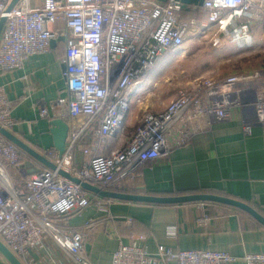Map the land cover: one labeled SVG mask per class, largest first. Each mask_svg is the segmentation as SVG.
<instances>
[{
	"label": "built area",
	"instance_id": "built-area-1",
	"mask_svg": "<svg viewBox=\"0 0 264 264\" xmlns=\"http://www.w3.org/2000/svg\"><path fill=\"white\" fill-rule=\"evenodd\" d=\"M11 2L0 0V20L6 17L0 77L23 68L30 56L50 53L52 41L64 37L67 95L39 111L42 119H62L69 128L62 157L54 147L40 150L57 170L40 165L32 174L21 168L20 150L0 134V241L22 264L34 263L31 251L46 237L73 264H92L86 253L88 234L116 220L110 207L119 201L86 191L59 170L105 190L137 191L143 189L144 167L186 145L206 129L202 122L210 116L227 120L240 106L246 134L253 126L264 127V69H257L219 80L202 77L162 110L146 108L136 129L125 134L133 104L148 90L147 73L166 52L178 54L187 39L211 30L215 46L221 35L232 36L239 46H251L254 23L264 22V0H205L199 7L177 0H20L7 13ZM183 11L207 14V19H183ZM15 125L6 87L0 83V126L12 132ZM110 139L117 140L116 147L106 154ZM199 205L204 210L205 203ZM89 209L102 216L90 218L80 230L67 224ZM198 223L205 226L209 220L203 215ZM167 233L174 236L177 226H169ZM128 238L129 243L119 242L111 264L237 260L223 251L162 245L152 254L145 233L130 231ZM244 261L264 264V254L247 253Z\"/></svg>",
	"mask_w": 264,
	"mask_h": 264
},
{
	"label": "crops",
	"instance_id": "crops-1",
	"mask_svg": "<svg viewBox=\"0 0 264 264\" xmlns=\"http://www.w3.org/2000/svg\"><path fill=\"white\" fill-rule=\"evenodd\" d=\"M191 12L181 14L190 15L187 20L206 21L207 14ZM54 41L50 53L30 56L23 68L0 77L16 121L12 133L39 154L41 148L54 147L51 121L40 117V107L50 106L67 95L64 41ZM146 79L152 80L148 76ZM243 113L238 106L231 110L227 120L210 116L209 121L202 122L206 129L186 145L147 164L143 169L141 192L158 196L215 194L244 202L264 216V127L253 126L251 134H246ZM128 127L126 135L132 132H128ZM116 143V139H110L105 153L109 154ZM20 152L21 168H25L27 174L36 172L42 164L24 151ZM199 206L196 203L161 206L119 201L110 207L115 222H107L88 234L86 253L92 264H111L119 242L129 243V233L134 231L147 235L146 245L152 254L160 245L180 250L223 251L237 258L232 264H246L247 253L264 254V226L249 214L216 203H205L204 210ZM203 215L209 220L205 226L198 223ZM98 216L102 215L89 209L82 216L70 217L67 224L80 230L86 221ZM127 218L133 219V224H127L124 221ZM169 226H177L174 236L167 233ZM30 256L33 264H73L48 237ZM0 264L10 263L0 254Z\"/></svg>",
	"mask_w": 264,
	"mask_h": 264
},
{
	"label": "rangeland",
	"instance_id": "rangeland-1",
	"mask_svg": "<svg viewBox=\"0 0 264 264\" xmlns=\"http://www.w3.org/2000/svg\"><path fill=\"white\" fill-rule=\"evenodd\" d=\"M32 5L35 6V2ZM181 17L188 19L191 16L181 14ZM250 33L253 44L248 47L239 46L230 35H221V43L215 46L216 33L211 30L187 39L178 54L166 52L147 73L152 80L143 99L132 106L128 132L136 129L146 108L162 110L180 90L190 88L202 77L219 80L264 69V22L254 23Z\"/></svg>",
	"mask_w": 264,
	"mask_h": 264
},
{
	"label": "water",
	"instance_id": "water-1",
	"mask_svg": "<svg viewBox=\"0 0 264 264\" xmlns=\"http://www.w3.org/2000/svg\"><path fill=\"white\" fill-rule=\"evenodd\" d=\"M160 2H167L168 0H158ZM183 5H187L190 7H199L203 6L205 0H177ZM20 2V0H12L10 5L8 6L7 13L11 12L12 9ZM6 22V17H3L0 20V36L3 31L4 25ZM60 41H64V37H59ZM56 41H52V45ZM51 129L50 132L53 136L54 148L59 153V156L62 157L66 152L67 148V138L69 128L67 123L62 119H54L50 122ZM0 134L6 138L8 141L13 143L18 149L27 153L30 157L37 160L44 167L57 170V167L43 157L41 154L36 152L30 146H28L25 142L20 140L15 134L12 132L2 128L0 126ZM59 175L66 178L67 180L80 185L86 191L99 195L105 199H113L122 202H131V203H139V204H148V205H161V206H169V205H181L188 203H197V202H211L221 205L230 206L233 208H237L249 214L252 218H254L257 222L264 226V216L260 214L253 207L248 204L228 198L225 196L208 194V193H197V194H186V195H172V196H158L153 194H144L141 191L142 189L137 190L136 192H118V191H110L102 189L96 185L88 183L86 181H82L79 178L69 174L64 170L58 171ZM0 254L8 260L10 264H22L17 257L0 241Z\"/></svg>",
	"mask_w": 264,
	"mask_h": 264
},
{
	"label": "trees",
	"instance_id": "trees-1",
	"mask_svg": "<svg viewBox=\"0 0 264 264\" xmlns=\"http://www.w3.org/2000/svg\"><path fill=\"white\" fill-rule=\"evenodd\" d=\"M134 192V191H133ZM201 202H197L196 204H200ZM204 203H206V204H208V203H211V202H204Z\"/></svg>",
	"mask_w": 264,
	"mask_h": 264
}]
</instances>
